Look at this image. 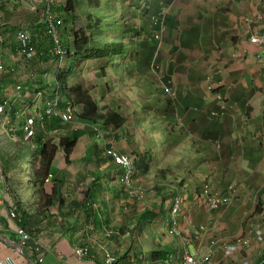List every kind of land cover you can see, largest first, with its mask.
<instances>
[{"label": "crops", "instance_id": "1", "mask_svg": "<svg viewBox=\"0 0 264 264\" xmlns=\"http://www.w3.org/2000/svg\"><path fill=\"white\" fill-rule=\"evenodd\" d=\"M145 1L152 3L156 10L170 3V0ZM67 3V0H60L57 10L65 12ZM40 7L39 0H11L3 10L10 24L20 26L37 23ZM248 19H254L255 23L248 25ZM71 24L73 22L69 26ZM167 25L168 37L174 38L173 51H178L181 46L188 51L178 56L174 52L171 55L185 64L183 72H189L185 80L181 79V72L175 75L183 92L182 95L179 93L178 105L171 106L167 111V119L174 126L171 144L176 148L170 157V166L166 168H169V176L191 180L182 181V190L181 183L176 182L168 193L161 190L164 184L158 185L161 192L157 191L156 199L149 201L141 213L135 200L124 197L123 193L115 197L120 191L121 170L112 164L105 152L93 149L94 135L84 126L81 128L84 134L70 155L69 163L58 146L56 135L49 136L47 140L42 138L50 146H56L57 151L43 184L45 194L53 198V204L41 209L36 203L34 184L28 185V188L24 184L17 185L14 189L6 178L8 167L12 168L11 162L18 172L29 156L13 146V140L0 120V237L19 240L15 232L16 224L9 217L11 208L15 207L25 212L26 230L34 241L44 247L37 251L32 242L24 248L25 255L0 239V256L16 255L20 264H31L29 259L37 264H102L104 249H107L123 256L124 262L125 256L127 258L137 244V231L160 220V232L153 225L150 228L152 247L149 249L142 245L136 252L145 263L153 264L151 252L158 244L181 253V243L185 239L190 252L203 255L209 253L213 239L227 243L236 237L247 236L251 239L250 248L231 258L219 251L212 264H264V233L261 242L255 233L257 224H262L264 231V47L250 42L252 36L264 32V0H180ZM66 31L64 28L63 32ZM76 60V57L71 58L68 66L66 64L61 71L60 76L66 78L63 81L65 86L67 74ZM194 62L196 65L193 67ZM50 65L48 70L55 75L57 69L53 63ZM46 83L51 89L60 86L52 79ZM3 86L6 90L12 88L6 80ZM6 94H9L8 91ZM55 124L56 121L52 122V125ZM70 126L66 134L71 132ZM121 135L119 130L108 132L107 140L97 144L98 150L107 143L108 147L115 146L119 151L126 152V147L120 149L117 145L122 140ZM40 138L35 141L37 147L33 151L41 162ZM162 174L167 175L163 171ZM95 178L104 190L94 211H84V207L79 205L84 203ZM199 181H209L211 187L224 196L229 195V189L233 187L236 196L232 206L225 207L224 212L208 214L200 194L204 182L201 185ZM176 196L180 197L185 212L190 215V224L180 226V240L167 242L165 232L170 225V209ZM75 205L79 207L76 209ZM100 211L110 223L99 222L100 227L90 233L88 226L91 219L87 216L93 217ZM144 211L152 218L143 220ZM115 214L119 216L115 218ZM118 221L125 225L126 232L130 229L129 240L123 238V241L113 242V238H106L107 229L117 231ZM202 226H209V232L200 234ZM92 236L97 244L92 242ZM144 238L147 239V234ZM85 242L92 246V257L79 260L74 249ZM132 259L127 264H142Z\"/></svg>", "mask_w": 264, "mask_h": 264}, {"label": "rangeland", "instance_id": "2", "mask_svg": "<svg viewBox=\"0 0 264 264\" xmlns=\"http://www.w3.org/2000/svg\"><path fill=\"white\" fill-rule=\"evenodd\" d=\"M73 1L75 4V12L71 15V21L66 23L65 20L64 24V28L67 30L64 32V34L66 33V45L70 51L69 58L67 59V66L68 62H71V58H77L72 68H70V72L67 74L68 90L70 91L76 86H83V89L89 91L90 95L96 100L100 113H105L108 109H113L127 118L126 123L119 130L122 133V140H120L117 145L120 149L126 147V152L129 153L135 161V189L144 191L146 195V200L136 201V204L140 206L141 213H143V210L148 206V202L156 199L155 194L160 189L158 185L164 184L161 186V190L164 189L165 193H168L172 191L171 187H174L176 182L181 183L179 185L180 190H182V181L191 180L188 177L185 179H177L169 176V168H166L167 165L170 164V157L176 148L171 144L174 126L170 120L167 119L169 117L167 111L171 106L174 108L173 105H178L180 98L179 93L182 95L183 92L175 75L176 72H181V79L185 80L186 74L189 71L183 72L182 70L186 68L185 64L179 61L178 57L171 55L174 52V38L168 37L167 20L164 21L167 27L166 31L163 33V45L154 64L156 48L153 42V36L156 35V31L151 28L150 20L151 17L156 15V8H154L152 3L145 0H143V4L142 0ZM99 18L101 21H98ZM72 22L73 24L69 26ZM76 33L80 37L83 33L88 37V40L85 41V48L88 50L102 48L111 42L124 41V43L121 44L125 47V54L104 60L82 59L76 55V50L71 49L74 46V35ZM167 41H169V43ZM184 52L188 51L181 46L180 49L174 53L178 56V54ZM194 57L197 60L196 56ZM195 65L196 62H194L193 67ZM152 67L155 69L156 76H158L160 81L164 79L168 83L171 82L178 97L173 104H169L161 95L160 85L152 72ZM58 74L57 72L56 76H58ZM163 105L167 107L165 108ZM78 123L75 126H70L72 128L71 132L76 131L75 129L78 127H80L78 130H81L84 125H90L80 120ZM98 125L101 126L106 134L110 131H118L110 128L107 130L102 124ZM68 127L69 126H64L62 129L68 130ZM88 131L92 133L90 129H88ZM92 134L94 135V133ZM105 139L107 140V137H105ZM92 140L93 142L95 141L93 149L99 153L104 152V148L98 150L97 144L104 143L105 140L95 137H93ZM11 142L14 143L13 146L16 147L19 152L29 157L27 162L22 163V169L18 172L14 170L16 165H13V162H11L12 168L10 169V166L8 167V176H6V178L11 181V185L14 189L17 185L20 186L22 184L28 188V185L35 184V178H37L40 172V161L33 151L34 148L31 146L23 145L16 141ZM57 142L58 146H60L61 139H57ZM31 151L33 153H29ZM162 171L167 173V175L165 174L164 176ZM203 182H200L201 185ZM208 184L210 185V183ZM231 196V204L226 206L228 208L232 206L234 196L236 195L233 194ZM231 196L227 195L225 197ZM36 203L39 204L41 209L46 207L45 203L40 201L38 195ZM205 211L207 212L206 209ZM218 212H224V207ZM114 216L116 218L119 215L115 214ZM134 219H136V217L133 218V220ZM152 225L153 228H157L160 232L158 228V226L161 225L160 220L152 222ZM152 225L151 223L147 225L148 228L144 225L140 228V232L137 231L135 235L137 244L132 247V250L127 254V258L125 256V261L120 264H127L129 261L133 260L132 258H135L138 263L148 264L145 263V260L141 259V256L136 254V252L139 251V247H142V245L147 246L149 249L152 247V234H150ZM116 228L117 231L114 230V233L109 235L112 236L113 242H118L119 240L123 241V238L129 240L128 232H130V229L126 232L125 225L122 226L119 221ZM110 231L111 229H107V233L105 234L108 239L110 237L107 234L108 232L110 233ZM179 232H181V229H179ZM145 234H147V239L144 238ZM165 235L167 237V242L180 240V237H171L168 231L165 232ZM92 237V242L97 244L96 238L94 236ZM124 242H122L123 245ZM183 242H186V244H183ZM183 242L181 243L182 248L179 247L181 253L177 250L178 254L175 256L172 264H181V260H183L185 253H192L187 245L188 241L183 239ZM178 245H180V242H178ZM114 254L116 257L121 256L117 253ZM195 254L199 255L198 253ZM221 264L227 263L222 262Z\"/></svg>", "mask_w": 264, "mask_h": 264}, {"label": "built area", "instance_id": "3", "mask_svg": "<svg viewBox=\"0 0 264 264\" xmlns=\"http://www.w3.org/2000/svg\"><path fill=\"white\" fill-rule=\"evenodd\" d=\"M39 1L41 9L38 13L37 23L13 26L7 20L3 10L5 5L11 3V0H0V120L3 121L5 131L13 141L29 145L32 148L36 147L35 140L39 134H42L43 140L52 135L61 139L66 133V130L62 128L76 125L82 110L81 106L64 97L63 86L51 89L46 83L52 79L48 66L53 63L57 70L61 69L66 64L70 51L63 32L65 12L57 10L60 0ZM172 1L171 6L163 8L158 16L152 19L158 29L154 37L158 44L154 64L162 47L163 33L166 30L163 18L165 19L170 14L173 4L178 0ZM246 23L253 25L255 22L254 19H249ZM250 42L264 47V32L252 36ZM29 71L30 74H28ZM152 72L159 82L160 92L165 100L175 102L177 93L171 82L168 83L164 79L160 81L153 67ZM21 76L24 78L21 79ZM5 80L11 84L10 90L4 88ZM7 91L9 94H6ZM54 121L56 124L52 125ZM84 126H87L97 139H104L99 125ZM105 152L112 164L121 170L120 181L125 185L129 196L137 201L145 200V192L140 189L136 190L134 186L133 157L127 152L117 151L114 147L106 148ZM231 191L233 192L234 189L231 188ZM201 197L208 214L218 212L222 207L225 208L231 204L232 200V197L221 196L213 192L207 182H204ZM170 213L171 221L168 234L171 237H181L180 226L188 224L190 221L189 214L185 212L179 196L174 197ZM16 217V211H11L10 219L13 221ZM262 220L264 221L263 218ZM262 226V224H257L255 230L256 237L260 242L263 241ZM15 232L23 247H29L34 242L37 251L44 249L41 243L33 240L32 235L25 228L16 226ZM206 232H209V226L200 228V234L203 235ZM111 233L113 231L108 232L107 235L109 236ZM210 245V251L207 254L197 255L186 252L181 264H211L220 250L230 257L242 249L250 248L251 239L247 236L236 237L230 244L213 240ZM84 246H78L74 250L79 260L91 255V247ZM40 261L43 262V259ZM116 262V255L112 251L104 249L102 264H116ZM0 264H19V261L15 256L9 254L0 256Z\"/></svg>", "mask_w": 264, "mask_h": 264}, {"label": "trees", "instance_id": "4", "mask_svg": "<svg viewBox=\"0 0 264 264\" xmlns=\"http://www.w3.org/2000/svg\"><path fill=\"white\" fill-rule=\"evenodd\" d=\"M74 7H75L74 1L69 0L67 8H66V11H67V14L65 16L66 23L71 21V17H72L71 11L73 12L75 11ZM98 21H101L100 18L98 19ZM74 39H75L74 46L76 49V54L78 55V57L82 59L112 58V57L123 55L125 51L124 45H122L119 42H111L109 44H106L102 48L95 49V50H92V49L88 50L85 48V41L88 40V37L84 33L81 37L76 33L74 36ZM65 79H66L65 77L59 75L57 76V83H59L61 86L64 87V93H65L64 97L67 100L83 105L82 114L79 116L80 121L84 123H88V124H102L103 127L107 130H109L108 128L112 130H120V128L124 126V124L127 121V118L124 115L118 113L117 111L113 109H108L107 112L100 113L98 110V104L96 100L90 95L89 91L84 90L82 86H76L74 89H71L69 91L68 86L67 85L65 86L63 84L65 82ZM83 134H84L83 131L76 130L73 132H69L64 138H62L61 145L65 148V156H66V160L68 163L70 162L69 160L70 155L74 151L79 138ZM39 141L41 142V147H40L41 149H40V154L39 152L38 154L42 156L41 157L42 159L40 162L41 164L40 172L37 178H35L34 187L36 189V195H38V198L40 199V201L45 203V206L48 207L53 204V198L45 194V191L43 189V184L45 182L44 180L45 177H47L50 172V166H51L53 157L55 155V152L57 151V147L50 146L49 142L43 143L42 137L39 139ZM103 190L104 189H103L102 184H100V182L97 181L95 178L92 186L87 191V197L84 200V203L79 206L84 207V211H86L87 209L89 210L95 209L94 206L95 204L98 203L99 196L100 194L103 193ZM119 190L120 191L117 194H115V197L123 193L124 197L137 201L136 199L129 196L128 190L126 189L123 183L120 184ZM79 206L75 205V208L77 209ZM11 209H15L16 214L18 215V217L14 218V221L16 222V224L25 228L24 226L26 224L25 212L15 207ZM146 213L147 212L144 211V215H142L143 220L152 218L151 214L149 215ZM87 217L91 219L89 220L90 226H88V230L90 231V233L98 229L100 227L101 222H104L105 225L106 223L107 224L110 223V222H106L107 219H105L101 211L97 215L93 214V217H91V215ZM111 231H114V230L112 229ZM109 237L112 238V236H109ZM78 246L79 247L80 246H84V247L90 246L91 247V244H88L85 242ZM24 254H25V251H24ZM177 254L178 252L176 250H168V246L163 245V244H158L154 247V250L151 252V255H152L151 260L153 264H172ZM123 260H124L123 256H117L116 264H120V262H123Z\"/></svg>", "mask_w": 264, "mask_h": 264}, {"label": "clouds", "instance_id": "5", "mask_svg": "<svg viewBox=\"0 0 264 264\" xmlns=\"http://www.w3.org/2000/svg\"><path fill=\"white\" fill-rule=\"evenodd\" d=\"M69 0H67V2H68ZM180 0H178V1H176L174 4H173V7H172V9H171V12H172V10H173V8L175 7V5L179 2ZM172 0H170V3L169 4H167L166 6H162L161 8H160V10H156V15L155 16H153V17H151V20H150V23H151V28L154 30V31H156L157 32V27L154 25V23L152 22V19L154 18V17H157L158 16V13L163 9V8H166V7H169V6H171V4H172ZM67 5H68V3L66 4V6H65V16H66V14H67V11H66V8H67ZM75 12V11H74ZM74 12L73 11H71V15L72 14H74ZM171 12H170V14H168L166 17H165V19L163 18V21H165V20H168V18L171 16ZM70 14V13H69ZM64 19H65V17H64ZM249 20V19H248ZM165 27H167V25H165ZM166 31V30H165ZM75 36V35H74ZM154 37H155V35L153 36V42H154V44H155V48H156V50H157V47H158V44L156 43V41H155V39H154ZM75 40V39H74ZM162 45H163V38H162ZM162 48V47H161ZM71 49H73V50H76L75 49V46L73 47V48H71ZM77 55V54H76ZM68 58H69V56H68ZM66 64H67V61H66ZM66 64L61 68V69H58L57 71H58V76L61 74V71L64 69V67L66 66ZM50 71V70H49ZM50 74L52 75V73L50 72ZM52 80L53 81H55L56 83H57V76H56V74H55V76L53 75L52 76ZM59 84V83H58ZM60 85V84H59ZM162 95V94H161ZM164 98V97H163ZM164 100H165V98H164ZM71 102H73V101H71ZM73 103H75V102H73ZM169 104L170 103H173V102H168ZM76 104V103H75ZM77 105H79V106H81V108L83 109V105L82 104H78L77 103ZM82 114V110H81V113H80V115ZM79 115V116H80ZM78 121H79V117H78ZM90 125H95V124H90ZM98 125V124H97ZM70 126V125H69ZM55 127V126H54ZM99 127H100V129L102 130V133H103V136H104V140L106 141V139H105V137H106V134H105V132H104V130L101 128V126L99 125ZM80 127H78V128H76V129H79ZM93 133V132H92ZM67 134L65 133L62 137H61V140H62V138H64L65 136H66ZM39 136H41L42 138H43V136H42V134H39L38 135V137ZM37 137V138H38ZM94 137H95V135H94ZM37 138H36V140H37ZM96 138V137H95ZM35 140V141H36ZM47 140V139H46ZM103 140V139H102ZM104 141V142H105ZM43 143H46V142H44L43 141ZM35 144H36V142H35ZM41 144V143H40ZM40 144H39V147H40ZM60 144H61V142H60ZM29 146V145H28ZM36 147H37V144H36ZM36 147H34V148H36ZM60 148H61V150L64 152L65 151V148L62 146V145H60L59 146ZM112 147H114L115 148V146H112ZM103 148H104V152H105V149L106 148H111V147H108V144L107 143H105L104 144V146H103ZM116 149V148H115ZM118 151V150H117ZM119 152H122V151H119ZM124 153H126V152H124ZM105 154H106V152H105ZM107 156V155H106ZM134 168H135V161H134ZM136 170V169H135ZM121 174H122V172H121ZM121 177V176H120ZM135 177H136V172H135ZM135 177H134V179H135ZM119 182H120V184H122L121 183V181H120V178H119ZM205 182H207V183H209V181H205ZM134 183H135V180H134ZM135 186V185H134ZM203 186H204V184H203ZM203 186H202V189H203ZM211 187V186H210ZM233 188V187H232ZM211 189H212V191H213V188L211 187ZM234 189V188H233ZM229 191H230V196L231 195H235V189H234V191L232 192L231 191V188L229 189ZM213 192H216L215 190L213 191ZM217 193V192H216ZM201 194V193H200ZM219 194V193H218ZM219 195H221V194H219ZM232 197V196H231ZM204 207H205V204H204ZM13 210H15V209H11L10 210V212L11 211H13ZM186 210V209H185ZM16 211V210H15ZM10 212H9V217H10ZM188 213V212H187ZM190 216V215H189ZM17 217H18V215H17ZM11 220V219H10ZM12 221V220H11ZM190 221V220H189ZM12 222H14L15 224H16V222L13 220ZM188 224H190V222L188 223ZM15 226H19V225H15ZM22 227V226H21ZM24 228V227H23ZM26 229V228H25ZM28 232V231H27ZM29 233V232H28ZM106 233H107V230H106ZM114 233V232H113ZM116 233V232H115ZM30 234V233H29ZM182 236V235H181ZM235 239V238H234ZM233 239V240H234ZM213 240H216V239H213ZM212 240V241H213ZM232 240V241H233ZM211 241V242H212ZM218 241V240H217ZM232 241H230V242H227V243H223V244H230ZM16 242H18L19 244H20V242H19V240L18 241H16ZM221 242V241H220ZM222 243V242H221ZM21 245V244H20ZM211 246V245H210ZM21 247L23 248V254H24V248L25 247H23L22 245H21ZM76 248V247H75ZM75 250V249H74ZM243 250V249H242ZM220 251H222V250H220ZM241 251V250H240ZM239 251V252H240ZM18 252V251H17ZM223 252V251H222ZM19 253V252H18ZM238 253V252H237ZM236 254V253H235ZM235 254H233L232 256H234ZM7 255H9V254H7ZM10 255H12V254H10ZM225 255V254H224ZM13 256H15L16 257V255H13ZM232 256H230V257H227L226 255H225V257H227V258H231ZM90 257H92V246H91V255H90ZM17 259H18V257H16ZM89 258V257H88ZM18 261H19V259H18ZM41 262V261H40ZM19 264H20V262H19ZM212 264V263H211Z\"/></svg>", "mask_w": 264, "mask_h": 264}, {"label": "water", "instance_id": "6", "mask_svg": "<svg viewBox=\"0 0 264 264\" xmlns=\"http://www.w3.org/2000/svg\"><path fill=\"white\" fill-rule=\"evenodd\" d=\"M0 239H2V240H4V241L8 242V243L11 244V245H13L14 248H15L20 254H23V248L21 247V245H20L18 242L14 241V240L4 239V238H2V237H0ZM29 261H30L31 264H37L35 261H33V260H31V259H29Z\"/></svg>", "mask_w": 264, "mask_h": 264}]
</instances>
